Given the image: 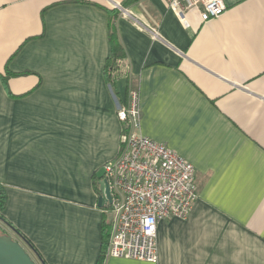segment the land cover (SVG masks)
I'll return each instance as SVG.
<instances>
[{
  "label": "crops",
  "instance_id": "0c3cea01",
  "mask_svg": "<svg viewBox=\"0 0 264 264\" xmlns=\"http://www.w3.org/2000/svg\"><path fill=\"white\" fill-rule=\"evenodd\" d=\"M125 1L0 0V228L38 264H97L113 228L98 183L137 92L140 133L195 167L198 192L159 224L157 264H264V0L187 25L165 0Z\"/></svg>",
  "mask_w": 264,
  "mask_h": 264
},
{
  "label": "built area",
  "instance_id": "2783aa9c",
  "mask_svg": "<svg viewBox=\"0 0 264 264\" xmlns=\"http://www.w3.org/2000/svg\"><path fill=\"white\" fill-rule=\"evenodd\" d=\"M183 24L196 12L201 23L220 18L224 0H165ZM156 36V33L153 32ZM123 123L121 150L104 166L112 195V233L107 255L115 259L159 262L158 227L167 219H186L198 199L195 167L167 147L140 133L137 92L119 109Z\"/></svg>",
  "mask_w": 264,
  "mask_h": 264
},
{
  "label": "water",
  "instance_id": "95a60500",
  "mask_svg": "<svg viewBox=\"0 0 264 264\" xmlns=\"http://www.w3.org/2000/svg\"><path fill=\"white\" fill-rule=\"evenodd\" d=\"M98 185V207L108 208L113 200L109 182L103 178ZM0 264H38V262L19 240L9 234H0Z\"/></svg>",
  "mask_w": 264,
  "mask_h": 264
},
{
  "label": "trees",
  "instance_id": "16d2710c",
  "mask_svg": "<svg viewBox=\"0 0 264 264\" xmlns=\"http://www.w3.org/2000/svg\"><path fill=\"white\" fill-rule=\"evenodd\" d=\"M134 0H126L122 6L127 7L128 2ZM110 42L112 46V55L111 59L107 64V77L109 83L113 84V82L117 79L119 75V61L125 59V53L122 46L117 41V35L114 27L110 29ZM7 206V193L2 183L0 182V220L4 222L3 213ZM111 238V225L105 224L103 227V247L101 251V255L97 261V264H103L104 259L106 258L109 242Z\"/></svg>",
  "mask_w": 264,
  "mask_h": 264
},
{
  "label": "flooded vegetation",
  "instance_id": "af4514ba",
  "mask_svg": "<svg viewBox=\"0 0 264 264\" xmlns=\"http://www.w3.org/2000/svg\"><path fill=\"white\" fill-rule=\"evenodd\" d=\"M0 234H1V235H4V234H7V233H5V232H1V229H0Z\"/></svg>",
  "mask_w": 264,
  "mask_h": 264
},
{
  "label": "rangeland",
  "instance_id": "374dc122",
  "mask_svg": "<svg viewBox=\"0 0 264 264\" xmlns=\"http://www.w3.org/2000/svg\"><path fill=\"white\" fill-rule=\"evenodd\" d=\"M1 229V228H0ZM1 232H4L2 229H1Z\"/></svg>",
  "mask_w": 264,
  "mask_h": 264
}]
</instances>
